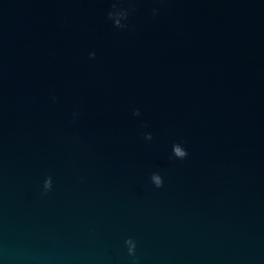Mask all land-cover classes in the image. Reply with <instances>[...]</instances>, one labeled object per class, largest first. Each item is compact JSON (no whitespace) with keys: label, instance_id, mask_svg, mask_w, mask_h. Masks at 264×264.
Returning <instances> with one entry per match:
<instances>
[{"label":"water","instance_id":"water-1","mask_svg":"<svg viewBox=\"0 0 264 264\" xmlns=\"http://www.w3.org/2000/svg\"><path fill=\"white\" fill-rule=\"evenodd\" d=\"M0 264H264V0H0Z\"/></svg>","mask_w":264,"mask_h":264}]
</instances>
